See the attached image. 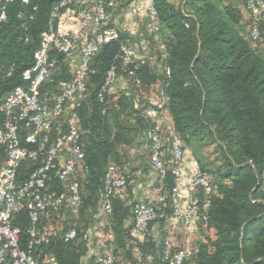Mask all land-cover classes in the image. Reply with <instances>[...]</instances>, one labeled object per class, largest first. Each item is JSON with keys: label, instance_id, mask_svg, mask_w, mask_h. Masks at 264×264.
I'll return each instance as SVG.
<instances>
[{"label": "trees", "instance_id": "1", "mask_svg": "<svg viewBox=\"0 0 264 264\" xmlns=\"http://www.w3.org/2000/svg\"><path fill=\"white\" fill-rule=\"evenodd\" d=\"M59 1L13 0L8 4L7 19L0 22V103L13 89L26 85L23 72L33 65L41 34L48 30L51 11ZM155 1L161 20L157 46L159 42L165 45L163 57L159 50L155 54L158 70L145 60L134 76L125 73L120 44L129 36L124 32L102 45L92 61L95 73L77 110L83 131V167L87 168L81 179L82 206L78 216L69 213L71 218L65 221V230L67 223L75 224L78 234L70 242L62 239L64 232L53 234L48 244L35 249L38 264H43L47 255H54L58 264H95L99 255L94 253V243L86 231H80L76 219L90 206L103 208L104 180L110 164L121 163L123 155L118 148L128 133L122 115L135 116L137 134L149 126L142 111L153 104L143 98L136 101V79L144 91L160 83L167 98L164 106L185 149L210 139L220 154L221 163L215 169L200 165L219 185L208 210L207 225L214 230V238L201 243L184 264H264V54L247 38L241 10L235 5L223 0H186L190 9L185 11L168 0ZM112 67H116V82L125 79L128 90L112 102L113 87L100 101L101 87ZM60 75L70 76L64 69ZM4 155L0 151V163ZM34 166L24 163L20 179L28 177ZM157 183L160 194H167L175 180L169 172ZM125 194L126 190L112 199L107 215L113 239L105 247L112 244L115 257L122 254L131 264L149 258L152 264H166L162 258L165 236L160 239L151 230L166 226L171 208L168 205L147 232L137 233L133 206L139 201L126 203ZM14 222L21 228L20 244L25 248L29 240L27 213L16 214ZM47 222L42 220L41 226Z\"/></svg>", "mask_w": 264, "mask_h": 264}, {"label": "built area", "instance_id": "2", "mask_svg": "<svg viewBox=\"0 0 264 264\" xmlns=\"http://www.w3.org/2000/svg\"><path fill=\"white\" fill-rule=\"evenodd\" d=\"M126 1L60 0L51 11L48 30L41 34L33 65L23 72L26 85L13 89L0 103V151L5 153L0 163V264H38L34 258L35 249L48 244L53 235L41 226V221H51L65 212L79 215L81 178L87 168L83 167L85 153L77 110L87 96L89 78L95 73L92 67L95 55L102 45L123 33ZM11 2L13 0H0V22L7 19V7ZM76 2L79 5L69 10ZM244 4L250 17L247 38L256 43L264 36V0H244ZM69 11L74 15L75 24L64 30L58 23ZM130 12L135 17L146 15L152 32L160 34L161 20L155 0H131ZM158 50L163 57L165 45L162 42L158 43ZM120 56L122 68L129 76H134L140 63L150 60L138 56L129 37L120 44ZM75 57L77 63L70 76H61L62 66L70 65ZM150 61L153 63L157 59ZM116 79V67H112L101 87L100 101L114 87ZM135 81V97L140 102L144 89L139 79ZM160 96L159 103L142 111L149 120L144 134L150 146V165L158 180L164 181L170 172L175 184L167 194H159L155 200L135 203L134 231L147 232L150 224L162 217L169 205L168 224L190 235L207 224L208 210L219 185L197 162L192 170L186 168L185 143L175 131L164 106L167 98L162 89ZM26 162L35 166L28 177L20 179L19 170ZM126 187L125 175L111 163L104 180L103 210L106 214L111 213L112 199L123 195ZM23 211L29 220V240L25 248L20 244L21 228L14 222V216ZM77 234L76 225L67 223L61 236L65 242H70ZM108 238L112 241V234ZM193 254L189 237H185L182 244L168 240L162 258L166 264H184ZM115 263L112 244L105 247L95 262ZM43 264L58 262L54 255H47Z\"/></svg>", "mask_w": 264, "mask_h": 264}, {"label": "rangeland", "instance_id": "3", "mask_svg": "<svg viewBox=\"0 0 264 264\" xmlns=\"http://www.w3.org/2000/svg\"><path fill=\"white\" fill-rule=\"evenodd\" d=\"M168 1L173 5H175L176 7L184 8L185 11H189L190 9V6L185 4L186 0H168ZM223 3L237 6L241 10L244 16L247 15V10L245 8L244 0H223ZM77 5H79L77 2L74 3V6L71 5L69 10H74L75 6ZM74 24H75V19H74V15L72 14V11L71 12L69 11L68 14L58 23V25H60V27L64 30H69L70 28H73ZM140 27H141L140 31L145 40L144 46L142 47V45L137 42H135L136 43L135 46L137 47L140 55H145L148 58L154 57L156 59L155 54L158 51V46H157L158 36L157 35L155 36L154 34L149 32L147 27L144 26V24ZM65 67H66L65 65L62 66V71L63 68ZM156 69L158 70L157 67ZM69 73L70 72L68 71V74ZM122 80H120V82L117 83V86L112 89V93L114 94L113 98L111 99L112 102H115L117 97L123 93V91L120 88L123 84ZM145 93L146 91H144V95L142 96V98L144 99V101L148 102V100L144 98ZM121 122L126 127L128 133H126L124 137V143H122L119 146L118 151L120 154L126 157L128 153L130 154V151L134 145L139 146V144H141L140 141H142L143 137L137 135V133H135L134 131V127L136 125L135 116L125 113L121 117ZM81 133L83 135V131H81ZM143 149L144 151L148 149V151L150 152L149 145ZM187 156L192 162L194 160L199 165H201V163L206 164L208 168L215 169L221 163L219 158L220 154L218 148L210 139L204 141H196L193 143L192 147H187ZM199 159H201V162L199 161ZM208 173L211 174V176L213 177L211 172ZM61 217H63V220L60 219ZM69 218H71L70 214L68 212H65L61 216L55 217L51 221H48L44 225L53 234H62L65 231V221ZM108 221H109V215L104 213L103 209H101L100 206L98 205L88 207L83 213V215L79 216V218L76 219L77 227L80 229V231L87 232L86 234L88 235V238H90V241H92L95 245L94 252L98 253V255H100L103 249H105L106 242L109 239L107 237V234L109 232ZM164 229L165 226L161 230L159 231L157 230L155 235L157 237H160V239L165 236V241L172 240V241H176L179 244L183 243L185 237H189V241L194 249V253L197 251L201 243H207L214 238V230L208 227L207 224L202 225V227L198 231L190 235H185L182 229H176L177 231L174 230L170 234L167 232V228L165 230ZM116 262L117 264H131V262L127 261L122 257V254L117 255ZM142 264H152V263L149 258L144 260Z\"/></svg>", "mask_w": 264, "mask_h": 264}, {"label": "crops", "instance_id": "4", "mask_svg": "<svg viewBox=\"0 0 264 264\" xmlns=\"http://www.w3.org/2000/svg\"><path fill=\"white\" fill-rule=\"evenodd\" d=\"M130 5H131V0H127L126 3L123 5V18H122V30L125 34H127L133 41L134 45L136 44L135 42L139 43L144 46V38L142 36V33L140 31L141 27L143 24L145 27H147L148 31L154 34L151 30V24L147 18V16H142V17H135L131 14L130 12ZM242 13V12H241ZM243 16V27L244 30L247 34L248 28H249V22H250V17L249 13L247 11V17ZM155 35V34H154ZM264 54V37H262L258 42L254 43ZM260 45V46H259ZM137 49V47H136ZM137 54L141 58H148L145 55H140L137 49ZM148 59L154 60V57H149ZM77 63V57H75L72 61H70V65H67L64 70L66 73L70 71L72 72L73 68L76 66ZM154 63V64H153ZM152 64L154 67L158 68L160 67L159 63L153 62ZM122 80L121 78L116 82L115 86H117V83ZM123 84L120 87L123 92H126L128 90L126 80H122ZM120 90V91H121ZM156 90V91H155ZM160 91H161V85L160 83H156L150 87L148 91H146L144 98L148 100L151 104H156L161 101V96H160ZM145 130L142 132H138L137 135L142 136L143 139L140 141L141 144L139 146L134 145L130 151V154L128 153L126 157H122L121 163L113 164L124 174L127 176V188H126V194H125V199L126 203H132L133 201H139V202H149L152 200H155L159 194H160V189L158 188V183H157V175L154 169L150 165L149 161V151L148 149L144 151L143 148L149 145V142L144 134ZM141 137V138H142ZM144 140V141H143ZM141 146V147H140ZM185 166L187 169L192 170L193 165L196 161L193 160V162L188 158L187 156V147L185 149V158H184ZM101 209H103L101 207ZM104 211V210H103ZM105 213V212H104ZM58 217V216H57ZM63 220V217L60 218ZM109 224V221H108ZM167 228V232L170 234L174 230L177 231L176 229L172 228L168 222L165 226V229ZM164 229V230H165ZM152 233H156L157 230L153 229L151 230ZM110 232H108L107 237ZM186 235V234H185ZM90 239V238H89ZM92 243V241H90ZM95 245H93V250H94ZM96 256H98V253L94 252Z\"/></svg>", "mask_w": 264, "mask_h": 264}]
</instances>
